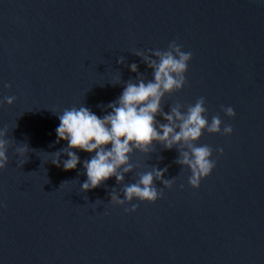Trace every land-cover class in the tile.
Masks as SVG:
<instances>
[{"label":"clouds","instance_id":"obj_1","mask_svg":"<svg viewBox=\"0 0 264 264\" xmlns=\"http://www.w3.org/2000/svg\"><path fill=\"white\" fill-rule=\"evenodd\" d=\"M133 54L140 57L152 70L153 79L146 81L144 75L139 73L138 65L132 63L129 67L133 73H137V79L123 82L125 86L121 95L107 105L111 111L103 117L97 116L84 105L65 108L58 115L60 123L56 128V143L66 141L67 147L51 153V162L57 167L62 163L65 171L74 170L81 163L74 150L94 153L91 159L83 161L87 180L81 185V191L87 192L100 187L115 177L117 185L123 187L119 191L111 189L109 203L123 207L127 214L138 210L139 204L132 203L134 200L155 203L163 198V189H171L175 183V177L164 179L167 167L160 169L157 166H151L149 171L136 172L135 182L125 183V176L139 167L131 162V157L136 152L149 155L155 152L157 144L167 150L176 148L179 155L175 163L181 165V169L190 170L188 184L191 188L198 189L201 181L210 176L216 167L214 150L206 144L198 145L199 140L205 131L224 136L233 133L232 125L225 124L219 114L213 115L209 122L205 97H199L194 104L176 102L169 107V111H164L165 96L182 91L188 83L186 74L192 53L185 51L183 45L173 40L165 50L140 49ZM118 63L124 64L125 58L119 57ZM120 80L121 74L118 77V81ZM117 84L120 83L113 85ZM5 87L11 88V84H6ZM15 100V96L4 97L0 101V107L4 103L11 106ZM221 111L229 118L236 115L231 106L222 105ZM157 116L162 117L165 122L161 123ZM8 133L7 126L0 128V170H4L9 164L7 153L12 143L7 139ZM28 149L26 144L17 147L16 153L23 157ZM215 151L219 155L224 153L223 148ZM61 154L68 158L61 162ZM26 161H20L18 167H22ZM156 181H160L163 187L158 188ZM179 187L183 189L184 185ZM102 203L99 199L95 202L97 205ZM129 204L131 207H127Z\"/></svg>","mask_w":264,"mask_h":264}]
</instances>
